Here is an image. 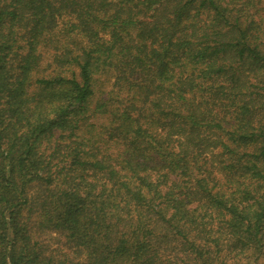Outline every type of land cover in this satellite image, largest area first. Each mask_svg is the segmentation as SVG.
I'll return each mask as SVG.
<instances>
[{"label": "trees", "instance_id": "trees-1", "mask_svg": "<svg viewBox=\"0 0 264 264\" xmlns=\"http://www.w3.org/2000/svg\"><path fill=\"white\" fill-rule=\"evenodd\" d=\"M0 264H264V0H0Z\"/></svg>", "mask_w": 264, "mask_h": 264}, {"label": "rangeland", "instance_id": "rangeland-1", "mask_svg": "<svg viewBox=\"0 0 264 264\" xmlns=\"http://www.w3.org/2000/svg\"><path fill=\"white\" fill-rule=\"evenodd\" d=\"M41 239L50 247H55L56 244L61 240V237L56 233L46 232L41 234Z\"/></svg>", "mask_w": 264, "mask_h": 264}]
</instances>
